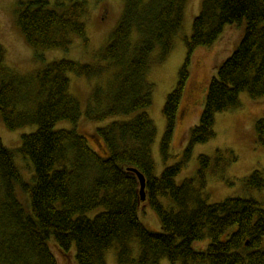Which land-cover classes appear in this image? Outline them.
Instances as JSON below:
<instances>
[{"label":"trees","instance_id":"trees-1","mask_svg":"<svg viewBox=\"0 0 264 264\" xmlns=\"http://www.w3.org/2000/svg\"><path fill=\"white\" fill-rule=\"evenodd\" d=\"M188 0H125L117 27L100 53L101 63L56 59L44 63L41 52L68 49L74 36L87 44L83 17L85 0H17L16 23L42 67L34 77L19 75L5 65L0 44V115L9 130L37 126L21 137L19 150L35 171L25 182L13 153L0 138V264H59L49 240L68 253L75 245L77 264H107L106 251L117 243L119 264L199 262L264 264V207L253 198L229 197L209 204L204 188L208 171L223 160L222 153L198 157L197 176L176 182L183 163L155 175L152 145L156 127L144 112L152 104L147 81L151 56L159 61L171 53L182 28ZM246 22L239 46L219 67L209 84L200 123L190 131L184 161L196 144L215 137V115L240 106V94L264 97V0H204L185 39L187 59L175 89L166 97V132L160 149L169 157L178 112L190 79V60L199 47H211L227 25ZM69 73L87 78L109 76L93 88L83 112L70 90ZM88 121L116 119L96 130L107 156L92 149L76 127L57 128L61 121L77 126ZM264 147V118L255 124ZM213 164V165H212ZM146 179V200L158 216L162 231L149 230L140 220V183ZM249 189L264 188V169L245 178ZM20 188L25 198L18 196ZM170 199L172 206L163 204ZM98 211L94 216L89 214ZM209 238L206 250L194 249ZM136 239L140 253L132 257ZM56 246V244H55ZM63 254V255H64Z\"/></svg>","mask_w":264,"mask_h":264},{"label":"rangeland","instance_id":"rangeland-1","mask_svg":"<svg viewBox=\"0 0 264 264\" xmlns=\"http://www.w3.org/2000/svg\"><path fill=\"white\" fill-rule=\"evenodd\" d=\"M87 11L83 17L86 26L85 44L81 37L74 36L68 49H53L41 52L44 63L52 60L69 59L81 63H101L100 53L117 27L125 0H85ZM204 0H188L186 4L184 23L174 36V45L166 60L159 61V49L151 56V65L147 72V81L153 86L152 104L143 110L146 112L156 127V137L152 145V157L155 163V175L160 176L165 167L183 163L181 173L176 177L178 184L187 178L197 176L200 168V155L211 158L217 156V151L222 153L223 160L207 173V184L204 193L209 204L219 203L229 197L253 198L264 207V188L261 190L249 189L245 186V178L256 169H264V147L258 141L255 124L264 118V97L252 99L245 92L240 94V106L218 112L215 115V137L206 143L196 144L190 159L184 161V152L190 139V131L200 123V116L205 106L206 96L211 80L217 77L219 67L229 58L239 46L243 38L246 22L227 25L224 32L211 47L197 48L190 60V79L178 112L177 125L171 144L169 157L165 161L161 154V141L166 132L167 121L164 114L166 97L171 93L178 81L179 73L184 65L188 49L186 38L192 34L193 20L199 15ZM17 0H0V44L5 49V65L13 72L27 77H34L36 70L42 67V62L37 60L34 49L29 47L16 23ZM70 78L69 92L80 102L84 112L91 98L95 86H105L109 76L101 78H87L68 74ZM131 116L110 118L103 122L88 121L83 115L77 126L68 121H61L57 128L72 129L85 136L90 147L99 152L100 156H107L106 148L96 135L99 127L107 125L116 119H129ZM37 126H25L17 130H9L0 115V138L3 144L12 151L16 166L23 180L33 184L35 175L31 161L25 157L19 148L21 137L24 134L35 132ZM18 196L25 198L23 191L18 188ZM163 204L172 206L170 199H163ZM98 211L89 215L92 217ZM141 222L151 231H162L158 216L151 208L149 202L139 205ZM210 243L209 238L196 242L193 246L197 251H204ZM56 244V246H55ZM49 245L55 253L59 264H77L75 245L64 254L57 248L54 237L49 240ZM264 246V238H263ZM132 257L137 259L140 253L139 243L136 239L131 242ZM117 243L106 251L107 264H119L117 259ZM64 254V255H63ZM160 264H173L164 258ZM175 264H183L177 262ZM189 264H207L190 262Z\"/></svg>","mask_w":264,"mask_h":264},{"label":"water","instance_id":"water-1","mask_svg":"<svg viewBox=\"0 0 264 264\" xmlns=\"http://www.w3.org/2000/svg\"><path fill=\"white\" fill-rule=\"evenodd\" d=\"M134 172H136L138 179H139V183H140V201L144 202L146 200V179L144 177L143 174H141L139 171L134 170Z\"/></svg>","mask_w":264,"mask_h":264},{"label":"bare ground","instance_id":"bare-ground-1","mask_svg":"<svg viewBox=\"0 0 264 264\" xmlns=\"http://www.w3.org/2000/svg\"><path fill=\"white\" fill-rule=\"evenodd\" d=\"M155 125V124H154Z\"/></svg>","mask_w":264,"mask_h":264}]
</instances>
